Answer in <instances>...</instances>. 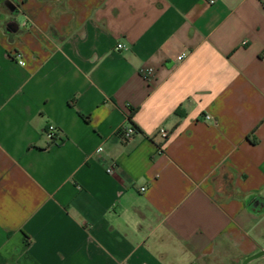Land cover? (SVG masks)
Instances as JSON below:
<instances>
[{"label": "crops", "instance_id": "1", "mask_svg": "<svg viewBox=\"0 0 264 264\" xmlns=\"http://www.w3.org/2000/svg\"><path fill=\"white\" fill-rule=\"evenodd\" d=\"M210 1L0 0V264L264 249V0Z\"/></svg>", "mask_w": 264, "mask_h": 264}, {"label": "built area", "instance_id": "2", "mask_svg": "<svg viewBox=\"0 0 264 264\" xmlns=\"http://www.w3.org/2000/svg\"><path fill=\"white\" fill-rule=\"evenodd\" d=\"M213 1L211 0L210 3H212ZM122 47V45L117 44L116 45V49H120ZM184 57V55H180L177 57V60H181ZM21 63V62H19ZM203 121L210 123L211 126L216 127V123L212 120V118L209 115H204L203 116ZM135 134V130L131 127V126H126V127H122L121 131H120V139L122 141H127L129 139L132 138V136ZM44 136L47 140L48 143L50 144H58L60 143V133L56 130V128L53 125H48L46 127ZM160 136L164 139L167 137V133L164 131L160 132ZM105 161L107 162V167H106V173L111 175L114 173V168H115V161L112 157H110L109 155H105L104 156ZM144 189L141 188L140 191H143Z\"/></svg>", "mask_w": 264, "mask_h": 264}, {"label": "water", "instance_id": "3", "mask_svg": "<svg viewBox=\"0 0 264 264\" xmlns=\"http://www.w3.org/2000/svg\"><path fill=\"white\" fill-rule=\"evenodd\" d=\"M264 257V249L260 250L258 253L251 255L250 257L244 259L241 264H248L249 262L256 260L258 258Z\"/></svg>", "mask_w": 264, "mask_h": 264}, {"label": "trees", "instance_id": "4", "mask_svg": "<svg viewBox=\"0 0 264 264\" xmlns=\"http://www.w3.org/2000/svg\"><path fill=\"white\" fill-rule=\"evenodd\" d=\"M133 113H134V110L133 109H130V117L128 119L131 118V116H132ZM131 127L135 130V132L137 131V129L134 126L131 125Z\"/></svg>", "mask_w": 264, "mask_h": 264}, {"label": "rangeland", "instance_id": "5", "mask_svg": "<svg viewBox=\"0 0 264 264\" xmlns=\"http://www.w3.org/2000/svg\"><path fill=\"white\" fill-rule=\"evenodd\" d=\"M261 259V258H260ZM254 261H256V260H254ZM259 261H261V260H259ZM254 263H259V262H254Z\"/></svg>", "mask_w": 264, "mask_h": 264}]
</instances>
